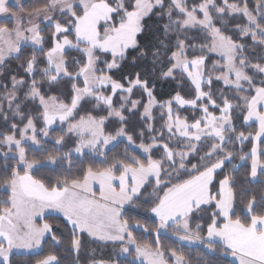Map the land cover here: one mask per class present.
<instances>
[{"label":"snow or ice","instance_id":"1","mask_svg":"<svg viewBox=\"0 0 264 264\" xmlns=\"http://www.w3.org/2000/svg\"><path fill=\"white\" fill-rule=\"evenodd\" d=\"M6 76L0 264H264V0H0Z\"/></svg>","mask_w":264,"mask_h":264},{"label":"trees","instance_id":"2","mask_svg":"<svg viewBox=\"0 0 264 264\" xmlns=\"http://www.w3.org/2000/svg\"><path fill=\"white\" fill-rule=\"evenodd\" d=\"M31 0H25V4L27 6L28 3H30ZM250 3L254 6L255 4V0H250ZM147 24L149 25H152V27L150 29H148V32L150 33H155L156 29H157V26L158 24H162L163 22L162 21H156L155 20V17H153L152 19L148 20L146 22ZM151 37H149L148 33L145 34V36L141 37L142 41L143 40H147V39H150ZM17 62L13 61L11 62V65L10 67L14 70L15 68V64ZM126 71V70H125ZM116 76L117 78L119 77V73H116ZM0 79H8V77H3V78H0ZM218 87L220 85H217ZM176 88V85L174 82H160L158 83L157 85V90H156V96L158 99L160 100H166L168 99L169 95L172 94L174 92ZM84 108H88L90 107V105H88L87 103H85L83 105ZM82 114V112H81ZM155 114L158 116L159 115V110H155ZM181 114L182 115H190L191 112L190 110L189 111H181ZM135 119V118H133ZM159 121L157 122V127H159ZM239 123V122H238ZM114 125H109L110 128H112ZM4 128V125H3V122L0 121V130H2ZM58 129V128H57ZM245 131H251L252 129L250 128H247V129H244ZM58 134V132H53L52 135H56ZM47 147L51 148V144L49 143L48 145H46ZM123 147V145H121V148ZM29 155V158H31L32 156L34 155H39L38 153L34 152V151H29L28 153ZM0 163H2V157H0ZM233 163H241L239 160H236L234 161ZM57 171H59V169H57ZM245 171V168L244 167H241L239 173H237L238 176H242L243 173ZM38 176L40 175H45L47 176L48 178H51V179H55V176H56V173H53V172H50L49 170L47 169H44L42 170L41 172H38L36 173ZM141 219L148 224L149 227H152L153 226V223L151 220H145L144 217H141ZM137 236L139 237V233H137ZM145 239H154V237H145ZM85 241H86V244H85V251H91L92 249H95L96 251V258H101L105 253L107 252H110L111 250V245L109 244L107 248H104L101 244L99 243H95V242H88V239L87 237H85ZM162 242L164 243V245L167 247L170 245L171 241L168 240V239H163ZM49 248H48V245L45 244V251H48ZM185 252H188L189 249L187 247H184L183 249ZM60 255L62 257V261H63V264H71V261L73 259V257L71 255H68L67 253H64L63 251L60 252ZM191 255L193 258H195L196 256V252H195V249H192L191 250ZM14 261L16 262V264H24V260L25 258L23 256H14L13 257ZM82 260L84 261V264H87V261H86V258L82 255ZM230 260L229 257H226L225 258V261H224V264H227V261Z\"/></svg>","mask_w":264,"mask_h":264},{"label":"crops","instance_id":"3","mask_svg":"<svg viewBox=\"0 0 264 264\" xmlns=\"http://www.w3.org/2000/svg\"><path fill=\"white\" fill-rule=\"evenodd\" d=\"M13 2H14V0H10V4L13 3ZM229 259H231V258L229 257Z\"/></svg>","mask_w":264,"mask_h":264},{"label":"rangeland","instance_id":"4","mask_svg":"<svg viewBox=\"0 0 264 264\" xmlns=\"http://www.w3.org/2000/svg\"><path fill=\"white\" fill-rule=\"evenodd\" d=\"M156 110H159V108H157ZM159 112H160V110H159ZM56 128H58V125L57 126H55ZM185 247H187V246H185Z\"/></svg>","mask_w":264,"mask_h":264}]
</instances>
